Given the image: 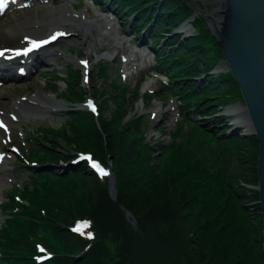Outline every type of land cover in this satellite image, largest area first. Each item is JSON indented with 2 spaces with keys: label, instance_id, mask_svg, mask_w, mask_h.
Returning a JSON list of instances; mask_svg holds the SVG:
<instances>
[{
  "label": "trees",
  "instance_id": "obj_1",
  "mask_svg": "<svg viewBox=\"0 0 264 264\" xmlns=\"http://www.w3.org/2000/svg\"><path fill=\"white\" fill-rule=\"evenodd\" d=\"M121 1L123 5L130 6L142 22L146 18L155 20L160 29L158 38H166L167 46L172 47L170 57L179 63V77L190 91L198 86V76L205 75L201 84L203 92L197 100L204 112L209 113L210 123L222 125V128H215L223 134L220 143L226 177L222 180L194 171H179L175 160L170 166L162 167L161 161L156 165L148 146L135 144L137 140L134 136L138 134V137L140 131L129 134V126L123 131L116 129V124L128 113L124 103L117 105V111L110 119L100 117L102 128L108 136L106 142L92 115L77 113L72 129L61 135L64 146L60 145L57 138L46 139L41 147L45 157L42 154L34 157L41 165L35 168L34 173L52 178L49 183L42 184L43 193L33 194L35 202L44 204L50 217H47L48 214L43 217L38 212L31 214L26 221L27 230L39 225L55 228L64 240L65 252L73 253L67 258L68 264H105L103 256L107 251L101 243L103 240L95 243L81 257L74 254L84 243L65 227L74 217L71 201H75L79 215L90 214L98 230L121 240V259L116 264H264L259 192L251 186L253 183L258 184L257 156L254 166L248 167V170L245 167L249 161L245 157L247 144L259 149V142L255 135L242 137L241 130L231 137L224 135L231 124L225 115L219 113L241 95L233 76L212 71V60L207 57L202 42L208 37L214 41L216 38L198 19L195 21V25L199 26L198 32L178 45L179 35L171 34L191 16L194 6L188 0H166L161 6L156 0ZM219 55H222L221 50ZM76 78L77 83L68 91L70 99L82 98L79 90L80 74ZM112 86L109 101L117 102L120 94ZM107 100L105 105H108ZM116 131L118 135L115 136ZM90 143L95 149V156L103 162L108 159L121 162L115 184L116 196L100 187L96 175L86 163L69 164L61 173H57L61 160L59 156H64L66 160L73 156L65 155L64 151L85 150ZM134 167L143 181L137 182L132 178ZM201 179L214 185L216 194H220L218 198L212 197L211 186L207 191L206 182ZM198 192L202 197L200 202ZM214 201L220 206L214 208L220 216H214L209 209L210 205L213 208ZM255 210L259 217H256ZM127 212L131 213L130 218ZM257 219L260 220L259 225ZM190 221L196 222L195 227ZM182 222L194 229L189 238L185 236ZM14 245L22 246L28 253L33 252L32 244L24 233L23 237L15 239ZM19 258L25 264H33L25 254H20Z\"/></svg>",
  "mask_w": 264,
  "mask_h": 264
},
{
  "label": "rangeland",
  "instance_id": "obj_2",
  "mask_svg": "<svg viewBox=\"0 0 264 264\" xmlns=\"http://www.w3.org/2000/svg\"><path fill=\"white\" fill-rule=\"evenodd\" d=\"M82 2L87 3L86 0H84ZM188 2L192 6H195V8L200 10L207 17H208V14L210 12L214 11V9H215V0H188ZM59 4H61V3L55 2V5H59ZM69 8H71V6ZM78 11H80V12L89 11V15L92 18H95V17L100 18L101 17L100 14H103L102 13L103 12V5L102 4H94V5L84 4L82 7L79 8ZM206 19L209 22V19L208 18H206ZM120 26L121 25L119 23H117V22L115 23V29L113 28L114 35L120 36V34H121L122 38H127V35L124 34L122 32V29L119 28ZM121 28H123V27L121 26ZM101 30H102V32H106L105 25L102 23H101ZM119 31H120V33H119ZM211 32H213V30H211ZM97 36H98V33H94V35H91L90 36L91 38L89 39L90 43H95L94 39H96ZM110 36H113V35H110ZM73 41H75V42H73ZM109 41H111V40H109ZM109 41L103 42V43H105L103 46L101 44H97L95 49L91 48L90 50H87L82 45H80L78 43V41H76L75 38L66 39V41H64L63 43L60 44V45H62L60 48H61V51H63V53L66 55V58L68 61H65L63 59L60 64H56V66L59 68V70H57V72H60V74L57 76H53V77H44V79L41 78L38 74H36V75H34V80H33L32 86L37 85L38 87L43 88L45 93H47L48 95H52L53 97H56V95L58 94V96L60 97L61 95L59 94V91L57 88H59L61 85L62 89L63 90L65 89L62 92V97L67 98V97H69L68 91H69L70 87L67 86V84H64V83L58 82V81L64 80L67 83V81H68V79H67L68 70L70 68H74V69L79 68V65L77 64V63H79V60L76 59V54H78V56H80V57L85 56L86 58H88L90 60H91V56H94V58L91 60V62L95 65L97 64V62L100 59H102V54L104 52H111L113 57L118 55V57L116 59L109 61V63H107V65H104L105 68L98 67V70L97 69L94 71L92 70L91 74L89 76V82L88 83H83L82 74H81V77H80V84L81 85H80L79 90L82 92V98L73 99V100L79 101L83 98L88 97L90 94H93L94 96L97 97V100L100 104L101 110L97 116L93 115L92 117H93L94 121L98 124V126L100 127V132L102 133V138H103L104 142H106V139L108 136L102 128L100 117L106 116L107 118L110 119L112 117V114H115V112L117 111L116 110L117 105L119 103H126L127 105L131 106V110L129 113H127L126 116H124V118L122 120L119 121L118 124H116V129L118 131H123L124 129H126L127 126H129L128 133L129 134L133 133L134 131H137L136 130L137 124L134 122V119L139 114L145 115L144 118L147 121L148 132L146 133V135L142 136V138H140V137L138 138L136 136L138 134H135V136L134 135L133 136H134L135 140H137L135 144H139V141H140V143L142 144V147L146 146V145L148 146L149 151L153 155L152 157H154V163L156 165L158 164L159 161H161L162 167L167 166V165L170 166V165H172L173 161L175 160V161H177V165H179L178 166L179 171H180V169L188 170L190 172L194 171V172H198L200 174L201 173L205 174L206 176H209V177L217 176L218 179L219 178H221L222 180L225 179L226 171H225V169L223 170V167L225 168V163L223 160V154L213 155V154H211L213 151H209V149L207 147H204L202 150H197V149L189 148L186 143L184 144V147H180L179 144L175 143V142H178V143L184 142L183 140L178 139L176 136V133L179 130L184 132L183 136L185 137V135L187 133H189L190 131H192V130H198L199 131V129L195 125H190L187 128H184L181 125H177L178 121L181 119V114L179 112V102L174 96H170L167 105L161 106L160 104L163 101H165V99H162L160 102H157V100H154V101H150V102L144 101V103H143L142 99H140V95H138L137 92L134 91V94H131L128 99L123 98V97H119V100L117 102H115L114 100H110V102H108V105H105V100L108 99L107 101H109V97H110L109 91H111L113 89V86L111 85V81L115 82V77L113 75L115 71L119 72V75L121 76V79L123 81H127V82L130 81L133 84V87L138 84L139 79H140L138 77V75H141L139 68L132 66V63H129L126 66V63L124 64L122 59H121L122 54H126V56L129 58L133 57V51L136 50V48H137V41H127V43L122 44L121 45L122 51L119 48L114 47L113 42H109ZM70 42L77 43V45L72 46V47H68V44ZM80 51H81V53L79 54ZM95 55H97L96 58H95ZM85 57H83V58H85ZM136 58H138V57H136ZM100 68H103V72H101L99 70ZM152 70L153 69H149L143 75H146L147 73L151 72ZM136 72L138 74H136ZM45 74L47 75V72ZM103 74H104V76H103ZM123 74H126V75L130 74L131 76L129 78L125 79L122 77ZM161 78L164 79L166 77L160 76V77H154V78L148 79L146 81L143 89L144 90L145 89H148V90L152 89L154 91L160 89L164 85ZM149 81H150V83L147 84V82H149ZM27 85H29V83L22 84V86H27ZM84 85H85V87H84ZM101 90H103L104 92H102ZM6 93H8V95H6L4 100H3L5 103V106L7 104L11 103V101L17 97L16 94H13L8 90L6 91ZM189 97H190V99L184 98V102H192L194 100L191 96H189ZM240 98L241 97L239 96L237 100H240ZM66 105H67V103H66ZM169 108L174 109V110H171L169 112V114H170V116H169L170 121H168L169 123L168 124H165V123L157 124V123H155V121L159 119V113L162 112V110L167 111ZM112 111H114V112H112ZM134 113H135V115H133ZM157 113H158V116H156ZM79 114H81V112ZM131 114H132V117H131ZM82 115L88 116V114H86V113H82ZM84 116L82 118L83 120H84ZM230 117H232V116L230 115ZM67 119H68V116L60 114L58 116L47 115V116L41 117V118L28 119V120H26L27 122H24L25 120H21L22 122L17 123V124H13L16 128L14 130V134L12 135L13 142L18 143V147L20 148L21 152L23 151V153L26 156L29 153L31 156H34V157L38 154H42L43 157H45L44 151L41 147H43V144L46 142V139H49L52 137H53V139L57 138V140H59V142H60V145L64 146V143L62 142V139H61L63 137L61 135L63 132L65 134L66 131H70L72 129L71 126L73 124V123L67 122ZM228 122L232 123L233 121L230 118ZM236 123L237 122H235L233 124V126ZM220 126L222 128V125H220ZM241 128H243V127H241ZM130 129H131V131H130ZM34 131H37V132L39 131L41 133H40V135H34L33 134ZM246 131H247V128L245 127V129H243L242 132H246ZM42 132H47V134L42 135ZM28 133L31 134L32 141H26ZM116 135H118L117 131H116L115 136ZM205 135H206V138L213 137L210 133H206ZM133 136H132V139H133ZM198 136H200V135H198ZM16 138H17V140H16ZM169 140L171 141L170 143H168ZM205 140L207 143H210V140H207V139H205ZM168 144H172L171 148L168 150L162 151L163 145L165 146ZM2 148H4V151L7 154V144L5 141L3 142L0 140V149H2ZM60 150L64 151L63 149H60ZM177 150H180V151L177 153ZM75 151H78V152L89 151L90 153H92L95 156V149H94L92 143H90L89 146L87 147V149H85V150L76 149V150H72L70 152L64 151V154L65 155H71ZM245 151H246L245 157L249 158V161L247 163H245V167L247 169L248 167L255 165L254 159L256 156L258 158L259 149L256 148V146H254L253 144L248 143ZM16 156H17V153L13 154L10 159H6V161L4 162V166L2 168H0V177H3L4 179L6 178V180H4V187H3L4 193H3V195H0V202L5 201L6 199L7 200L10 199V198H7L8 197V193H7L8 188L18 187L19 185H21V183L23 181L27 180V178L30 179V182L28 183V185L24 186V191L27 195L41 193L42 192V184L46 183V182L49 183L50 182L49 179H52L51 177L49 178V177L40 176L37 179H35V181H33L31 179V175L28 173L27 169L22 170V172L13 173L11 169H16L15 164H16L17 168L24 165L22 163H18ZM34 157L32 159H34ZM59 158L62 159L63 161L66 160V159H64V156L63 157L59 156ZM70 158H72V157H70ZM96 158H98V157H96ZM100 161H102V160H100ZM102 163H104L107 167L111 168L112 180L108 177H106L104 179L103 178H97L99 185L104 190H109L111 192V194H112V192H114L115 196H116L115 184H116L117 179H118V172H119V169L121 167V162L116 161V159H108L106 162L102 161ZM134 170L136 173L134 172ZM131 173H132V178L135 179L137 182L143 181L142 179H140V176L138 175V170H136V167H134V169ZM179 175H181V174H179ZM206 176H204V177H206ZM53 182H54V179H53ZM205 182L208 184H206ZM205 182H204L205 188L207 189V191L211 186L210 192L212 194V197L218 198V196L220 194H218V195L216 194V190L214 189V185L212 183L209 184V182L207 180H205ZM141 184H143V183H141ZM141 184H139L140 187H142ZM146 184H149V183H146ZM251 186L254 189H256L257 184L253 183V184H251ZM215 194H216V196H214ZM197 197H198L199 202H200L202 197L199 194V192L197 194ZM34 198L29 200V198L27 197L25 202H24V200H22L23 203L21 204V207L17 208L16 210H14V209L17 205V202H19L18 198L13 197L14 203H12V204L5 205L6 203H4V205L7 206L8 208H7V210H3L1 212L2 216L0 219L2 220V222H1V227H0V241L4 245L0 246V250H2V248H3L2 253H4L6 251H9L8 248L9 249L15 248L16 246H12L15 243V239L17 237H20V236L23 237V233H24L26 238H30V240H32L31 244H32L33 250L36 249L42 243L38 247V251H40V249L42 248V249H44V253H43L44 255H46L47 257H50V258L53 257L52 264H61V262H62V264H68L69 259H67V258H69L70 255H72L73 253L69 254V253L65 252L64 240L60 237V235L58 234V232L56 231L55 228L45 227V226L39 225L38 227H36L33 230H27L26 227H27L28 223L26 221H28L30 219L31 214L38 212L43 217H45L47 214H48L47 217H50L49 212H48L47 208L45 207V205L38 203V202H35ZM216 201H217V199H216ZM216 201H214L213 208L210 205L209 209L214 216H220L219 213H216V211L214 210V208L220 207L216 204ZM197 202L198 201H196V203ZM251 203L253 204L254 202H251ZM71 208H72L73 213L75 212V214H74V217H72L71 221L65 227L72 234H74L77 238H79L82 242H84L83 247H81L74 254L78 255L79 253H81L85 250H89L95 243L103 240L101 243L104 244V246L106 247V251H107V253L103 256V260H104L105 264H116L121 259V257H120V250H121L120 241L121 240L119 238L111 235V234H106V233L98 230L97 225H96V221L90 214H85L83 216L79 215L77 213V210H76L77 206H76L75 201H71ZM17 210H23V211L19 214L17 212ZM16 212L18 213L17 215H15ZM255 212H256L255 213L256 217H259V216H257L256 210H255ZM259 221L260 220H258V219L256 220V223L258 225H259ZM82 222H85L87 224V227L85 229H82V233L74 231L73 229H75ZM182 224H183L182 226H185L184 227L186 230L185 236L187 238H189L190 236H192L194 229H191V227L188 224L186 225L183 222H182ZM194 224L196 225V222H194V221L191 222V225L193 227H195ZM238 226H240V224H238ZM243 228H245V226ZM85 231H88V233L89 232L92 233V238H89L88 236L86 237L83 234ZM262 233H263V230H262ZM257 235H258V237L260 236V231H258ZM262 243H263V241H262ZM257 248H258V246H257ZM257 248L254 247V250L256 252H258Z\"/></svg>",
  "mask_w": 264,
  "mask_h": 264
},
{
  "label": "water",
  "instance_id": "obj_3",
  "mask_svg": "<svg viewBox=\"0 0 264 264\" xmlns=\"http://www.w3.org/2000/svg\"><path fill=\"white\" fill-rule=\"evenodd\" d=\"M207 18L242 94L243 103L227 107L232 113L238 112L233 127H246L242 136L255 135L259 142L256 189L263 220L264 252V0H215V10ZM127 217H131L130 212Z\"/></svg>",
  "mask_w": 264,
  "mask_h": 264
},
{
  "label": "bare ground",
  "instance_id": "obj_4",
  "mask_svg": "<svg viewBox=\"0 0 264 264\" xmlns=\"http://www.w3.org/2000/svg\"><path fill=\"white\" fill-rule=\"evenodd\" d=\"M63 1L64 3L59 6H55L46 1L35 3L19 10L18 13L10 14L6 19L0 20V41H15L22 35L33 36L41 33H64V35H61L60 37L76 38L87 50H90L91 48L95 49L97 44H101L110 39H113L115 45L121 43V39L116 36L110 38V35H114V30L109 20L106 18L92 19L86 12H78V14H76L69 9L70 3L66 0ZM101 23L105 24V33L101 32ZM212 27L214 28L213 25ZM95 32L98 33L100 39L95 40V43H90V36L94 35ZM82 65L85 66V64ZM221 65L223 66L227 64L222 62ZM54 71L55 69L51 70V73H54ZM86 71L85 73H87ZM76 76L77 74L72 77V83L74 85L77 83ZM28 82L32 84V78L24 81V83ZM6 87H8L11 93L16 94L17 97L13 99L11 104H8L6 108H3L2 104H5L3 100L8 93H6L2 87L0 88V121H3L4 125H11L15 122H19V120L26 121L34 112H36V110L43 112L45 109H52L48 112V115H59L55 113L59 112L56 109L60 105L51 96L46 95L43 92V89H37L36 94H32L33 91L38 88L37 85H28L25 87L8 84ZM165 104L166 103L164 102V105ZM237 113L238 112H234L235 116ZM168 118L166 112H162L159 120L156 122L166 123ZM247 125L249 124H246V126ZM4 158L5 156L0 160H3ZM2 181L3 180L0 178V182ZM48 262L49 264H52V258H49Z\"/></svg>",
  "mask_w": 264,
  "mask_h": 264
},
{
  "label": "snow or ice",
  "instance_id": "obj_5",
  "mask_svg": "<svg viewBox=\"0 0 264 264\" xmlns=\"http://www.w3.org/2000/svg\"><path fill=\"white\" fill-rule=\"evenodd\" d=\"M13 2H15V0H13ZM9 3V0H0V13H3L5 11V8L6 6L8 5ZM61 35H64V33H56L55 35H53L52 37H50L51 40H55L57 38V36H61ZM27 39V38H26ZM49 43V40H32L30 41V47H27V48H24L21 51H15L13 53V55H27L29 52H31L33 49H36V48H39L41 45H44V44H47ZM9 50L7 49H4V50H0V57H4L6 55V52H8ZM81 63L85 64V66H87V61H81ZM89 106L92 108L93 111L96 110V107L94 104L91 103V101H89ZM5 127L3 121H0V128H3ZM80 159L82 160H87L89 161V164L92 168H94L101 176H106L108 175V172L106 169H104L103 167H101V165L95 161L91 155H87V156H81ZM84 227H87V224H83V225H78L74 231H77V232H81L82 233V229ZM89 238H92V233H88L87 234ZM41 252H44V249H40ZM40 260H44L46 259L45 256H41L39 257Z\"/></svg>",
  "mask_w": 264,
  "mask_h": 264
}]
</instances>
